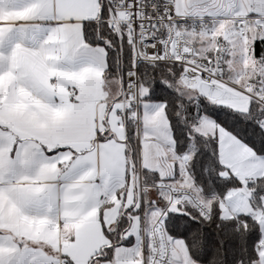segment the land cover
I'll list each match as a JSON object with an SVG mask.
<instances>
[{
	"label": "crops",
	"instance_id": "obj_1",
	"mask_svg": "<svg viewBox=\"0 0 264 264\" xmlns=\"http://www.w3.org/2000/svg\"><path fill=\"white\" fill-rule=\"evenodd\" d=\"M101 6L0 0V264H142L139 216L120 239L108 235L134 203L137 182L121 85L107 75L108 48L85 37L84 24L100 19ZM176 9L213 16L216 24L264 19V0H176ZM230 102L243 110L250 103ZM141 111L140 165L174 184L193 181L191 152L175 151L165 104L143 100ZM215 125L220 161L241 178L244 170ZM105 247L111 256L91 261ZM259 250L255 264H264L261 244ZM188 254L177 252L176 260L198 264Z\"/></svg>",
	"mask_w": 264,
	"mask_h": 264
},
{
	"label": "trees",
	"instance_id": "obj_2",
	"mask_svg": "<svg viewBox=\"0 0 264 264\" xmlns=\"http://www.w3.org/2000/svg\"><path fill=\"white\" fill-rule=\"evenodd\" d=\"M102 2V0H101ZM100 18L103 21H91L84 24L86 39L95 44L100 43L108 48V77L120 78V67L123 56L125 69L133 66L131 46L125 41L121 53L120 43L110 32L104 21L108 14L101 6ZM253 51L256 57L264 55V39L254 42ZM140 83L145 88L142 96L146 101H160L165 104L167 117L172 127L175 139V151L179 154L191 152L187 167L198 188L206 195H215L210 203L211 216H204L193 203L185 201L180 207L189 214L180 215L169 212L166 224L171 236L183 239L193 260L198 264H255L259 259V247L263 238L260 223L257 218L246 214L225 217L221 203L227 191L233 187H241L242 179L235 176L230 169L220 161L219 137L217 134H203L196 130L199 114L212 117L215 122L228 129L236 137L247 143L253 150L264 157V105L255 99H249L247 110L236 109L224 99H211L190 87L183 81V68L172 63L140 62L138 65ZM257 89V88H255ZM129 154L132 165V181L135 182L139 170L137 127L128 119ZM143 168V180L149 184L159 181H169L162 178L157 170ZM178 173V168H177ZM252 193V205L262 206L264 195V175L249 179L247 183ZM135 201L124 210L118 223L117 237L127 232L131 227L132 215L140 218L138 201V185L135 187ZM145 200L153 205V196H157L156 203L166 204L164 196L158 189L145 188ZM111 239L114 232H108ZM123 240V239H122ZM130 239L122 242L128 243ZM108 247L95 255V259L108 258ZM66 264H74L70 259Z\"/></svg>",
	"mask_w": 264,
	"mask_h": 264
},
{
	"label": "built area",
	"instance_id": "obj_3",
	"mask_svg": "<svg viewBox=\"0 0 264 264\" xmlns=\"http://www.w3.org/2000/svg\"><path fill=\"white\" fill-rule=\"evenodd\" d=\"M101 3L108 14L104 21L110 32L121 45L126 41L132 49L133 66L124 71L119 102L125 123L132 119L137 132L141 127L143 104L140 62L176 64L183 68V81L199 92L206 90L218 95L219 99L227 98L231 93H242L264 105V91L251 85L243 86L239 80L228 77L225 62L230 39L218 31L217 18L182 14L176 9V0H102ZM251 18L256 17L237 19L241 34H246ZM261 125L264 127V119ZM138 168L136 182L141 211L139 260L142 264H185L175 257V238L170 235L166 224L168 209L172 203L180 205L188 201L209 217L212 208L192 190L175 186L172 181L144 182L140 162ZM145 188L158 189L166 204L147 210Z\"/></svg>",
	"mask_w": 264,
	"mask_h": 264
},
{
	"label": "rangeland",
	"instance_id": "obj_4",
	"mask_svg": "<svg viewBox=\"0 0 264 264\" xmlns=\"http://www.w3.org/2000/svg\"><path fill=\"white\" fill-rule=\"evenodd\" d=\"M249 22V27L246 31V34H241L240 30L237 27V20L232 22H224L221 24H217L218 31L221 34H226L230 39V48L229 54L227 56L225 66L226 72L230 79L240 82L241 85H251L252 88H258L264 91V55L261 57H256L253 51L254 42L257 39H264V19L255 18ZM120 43V42H119ZM124 44V42H123ZM123 44L120 45V49H123ZM121 49V52H122ZM122 75L118 78V82L121 85L122 91V78L125 71V61H123V56L121 60ZM115 78V77H112ZM120 91V94H121ZM145 93V88L142 87V96ZM200 93L206 95L207 97L215 100L218 95L211 94L206 90L201 91ZM233 99H242L246 102L249 98L242 94L231 93L228 96L226 101L229 104H232L230 101ZM233 105V104H232ZM207 122V123H206ZM215 121L212 117H209L206 114H199L197 118V129L205 134H214L216 129ZM219 133L221 136L225 137V143L227 146L233 151L236 159L237 165L242 166L244 170V176L239 179H242L243 184L241 187H233L230 188L224 199L221 203V208H223V215L225 217L235 216L238 214L246 213L255 218L260 223V227L262 230V249L264 248V195L262 196V206L254 207L252 205V193L251 189L248 187L247 183L249 179H255L258 176L264 175V157L259 155L256 150H253L247 143L243 140L236 137L233 133H231L228 129L223 128L218 125ZM227 135L230 137H227ZM230 166V165H229ZM228 167V166H227ZM230 171L236 176L237 174L230 166L228 167ZM184 184L175 186L181 188H189L196 195L201 197L206 203L210 204L215 195H206L202 193V189L198 188L195 185L194 181H191L189 177L183 178ZM157 196H153V205H148L147 210L152 211L159 204H156ZM156 204V205H154ZM118 227L114 231V235L117 236ZM175 252H181L184 256H189V252L186 250V246L183 240L175 238Z\"/></svg>",
	"mask_w": 264,
	"mask_h": 264
},
{
	"label": "water",
	"instance_id": "obj_5",
	"mask_svg": "<svg viewBox=\"0 0 264 264\" xmlns=\"http://www.w3.org/2000/svg\"><path fill=\"white\" fill-rule=\"evenodd\" d=\"M168 210L170 213L174 212V213H178L180 215L189 214L187 210L182 209L180 207V205L177 203H172Z\"/></svg>",
	"mask_w": 264,
	"mask_h": 264
}]
</instances>
